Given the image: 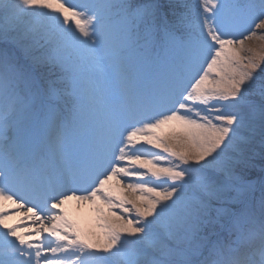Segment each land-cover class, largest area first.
Here are the masks:
<instances>
[{
	"label": "snow or ice",
	"instance_id": "1",
	"mask_svg": "<svg viewBox=\"0 0 264 264\" xmlns=\"http://www.w3.org/2000/svg\"><path fill=\"white\" fill-rule=\"evenodd\" d=\"M256 155L264 0H0V264H264Z\"/></svg>",
	"mask_w": 264,
	"mask_h": 264
},
{
	"label": "rangeland",
	"instance_id": "2",
	"mask_svg": "<svg viewBox=\"0 0 264 264\" xmlns=\"http://www.w3.org/2000/svg\"><path fill=\"white\" fill-rule=\"evenodd\" d=\"M82 0H66L67 4H79ZM137 2H142V0H137ZM161 4H167L168 0H161ZM259 71V70H258ZM257 152L259 149L257 148ZM259 161V162H258ZM253 165L251 169H249V173L253 176V179L257 174L260 173L261 168L264 165V159H261L259 155L253 157ZM264 168V167H263ZM81 206V208H79ZM69 213L75 218L82 227H91L94 222L95 213L92 211V205L88 203H79V202H69L66 206Z\"/></svg>",
	"mask_w": 264,
	"mask_h": 264
},
{
	"label": "bare ground",
	"instance_id": "3",
	"mask_svg": "<svg viewBox=\"0 0 264 264\" xmlns=\"http://www.w3.org/2000/svg\"><path fill=\"white\" fill-rule=\"evenodd\" d=\"M79 208H81V206H79ZM15 219H19V217L14 218V220L10 222H15Z\"/></svg>",
	"mask_w": 264,
	"mask_h": 264
},
{
	"label": "trees",
	"instance_id": "4",
	"mask_svg": "<svg viewBox=\"0 0 264 264\" xmlns=\"http://www.w3.org/2000/svg\"><path fill=\"white\" fill-rule=\"evenodd\" d=\"M159 2H161V0H159ZM165 4V3H164Z\"/></svg>",
	"mask_w": 264,
	"mask_h": 264
}]
</instances>
